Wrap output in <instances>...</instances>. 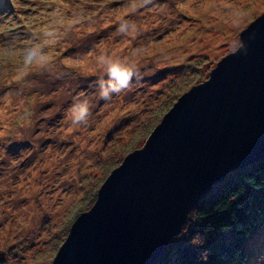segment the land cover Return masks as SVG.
I'll list each match as a JSON object with an SVG mask.
<instances>
[{"label": "rangeland", "instance_id": "1", "mask_svg": "<svg viewBox=\"0 0 264 264\" xmlns=\"http://www.w3.org/2000/svg\"><path fill=\"white\" fill-rule=\"evenodd\" d=\"M263 13L264 0H0V264H51L109 174ZM104 50L142 77L107 102ZM76 96L92 106L86 126L69 119ZM245 248L264 264V223Z\"/></svg>", "mask_w": 264, "mask_h": 264}, {"label": "water", "instance_id": "2", "mask_svg": "<svg viewBox=\"0 0 264 264\" xmlns=\"http://www.w3.org/2000/svg\"><path fill=\"white\" fill-rule=\"evenodd\" d=\"M178 97L81 213L51 264H152L202 196L264 156V13Z\"/></svg>", "mask_w": 264, "mask_h": 264}, {"label": "trees", "instance_id": "3", "mask_svg": "<svg viewBox=\"0 0 264 264\" xmlns=\"http://www.w3.org/2000/svg\"><path fill=\"white\" fill-rule=\"evenodd\" d=\"M263 223L264 156L230 171L202 196L184 234L172 238L152 264H246L245 243Z\"/></svg>", "mask_w": 264, "mask_h": 264}, {"label": "clouds", "instance_id": "4", "mask_svg": "<svg viewBox=\"0 0 264 264\" xmlns=\"http://www.w3.org/2000/svg\"><path fill=\"white\" fill-rule=\"evenodd\" d=\"M117 31L123 35L135 36L136 25L126 20H121ZM46 35H54L47 32ZM54 42V41H53ZM37 56V52L30 50L26 56V63H30ZM101 75L96 80V88L99 90V97L103 101H110L113 95H119L125 90L130 89L134 79L139 80L140 76L137 66L127 60H122L115 55H109L104 50L96 58ZM91 105L87 100L76 96L68 110V116L73 125H87L91 115Z\"/></svg>", "mask_w": 264, "mask_h": 264}]
</instances>
